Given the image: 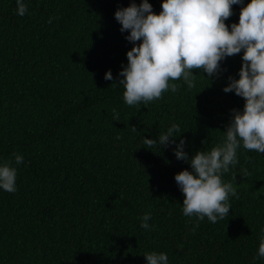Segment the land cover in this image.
Returning <instances> with one entry per match:
<instances>
[{
  "label": "trees",
  "instance_id": "obj_1",
  "mask_svg": "<svg viewBox=\"0 0 264 264\" xmlns=\"http://www.w3.org/2000/svg\"><path fill=\"white\" fill-rule=\"evenodd\" d=\"M148 2L162 11L163 0ZM250 2L232 6L229 30ZM24 3L19 16L16 0H0V165L17 171V190L0 188V264H147L152 252L168 264H264V153L241 141L221 176L236 195L216 223L183 214L175 180L193 171L197 152L222 145L233 110L243 112L246 100L224 91L240 78L243 50L218 74L193 69L191 89L170 80L176 92L129 106L120 73L135 45L115 13L143 0ZM173 124L180 132L160 145ZM182 139L188 160L175 155Z\"/></svg>",
  "mask_w": 264,
  "mask_h": 264
},
{
  "label": "clouds",
  "instance_id": "obj_2",
  "mask_svg": "<svg viewBox=\"0 0 264 264\" xmlns=\"http://www.w3.org/2000/svg\"><path fill=\"white\" fill-rule=\"evenodd\" d=\"M16 3L17 14L24 16L28 11L24 0ZM236 4H243V0H163L162 11L156 14L148 0H143L139 6L132 3L115 13L121 31H130L127 39L135 45L127 52L128 65L120 73L129 106L159 100L169 88L176 92L178 85L170 84V80L183 78L191 89L195 87L193 69H203L209 76L218 74L222 60L243 50L240 78H230L231 83L224 88L226 93L234 91L246 100L243 112L233 110L222 145L197 152L190 161L193 171L184 170L175 176L185 196L183 214L199 220L207 217L212 223L230 212L227 201L230 193L236 195V189L221 176L238 163L236 153L241 141L246 150L264 153V0H251L242 7L239 23H233L229 30L225 21ZM105 79H113L110 70ZM178 132L179 125L173 124L159 136V144L167 146ZM156 143L144 139L148 148ZM184 146L182 139L175 149L178 160H188ZM22 162L23 157L16 155L15 163ZM11 165V160L0 165V188L14 193L17 171ZM150 218V213L143 216L142 228H149ZM258 255L264 257V238ZM145 257L147 264H168L165 253L152 252Z\"/></svg>",
  "mask_w": 264,
  "mask_h": 264
}]
</instances>
